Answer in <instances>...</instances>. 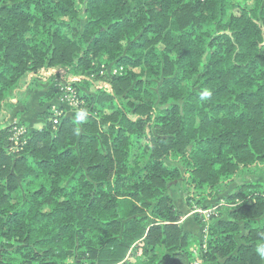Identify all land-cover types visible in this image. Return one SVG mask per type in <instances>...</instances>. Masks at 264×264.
Masks as SVG:
<instances>
[{"label": "trees", "instance_id": "trees-1", "mask_svg": "<svg viewBox=\"0 0 264 264\" xmlns=\"http://www.w3.org/2000/svg\"><path fill=\"white\" fill-rule=\"evenodd\" d=\"M50 69L81 78L82 110L55 125L44 84L16 144V93ZM259 169L264 0H0V264H264V181L223 198L206 249L173 197Z\"/></svg>", "mask_w": 264, "mask_h": 264}, {"label": "built area", "instance_id": "built-area-1", "mask_svg": "<svg viewBox=\"0 0 264 264\" xmlns=\"http://www.w3.org/2000/svg\"><path fill=\"white\" fill-rule=\"evenodd\" d=\"M121 71L122 68H115L113 70V73L119 74ZM58 72L61 73L60 77L55 76ZM54 76L55 78H53ZM39 77L48 87L53 85L58 88V92L55 95L54 100L50 103L52 117L55 125L58 124L60 118L64 115H70L82 110L84 101L80 97L78 89L76 87V84L81 79L79 76H67L65 71H56L50 69L42 73ZM52 78L54 81L51 80ZM13 131L14 133L12 136V141H14L16 144H24L29 135V133L27 132V128L24 126L16 125L14 126ZM223 205H228L227 203H225V200L206 208L195 207L193 209L192 213L199 214L202 220L205 222V227L203 229L204 236L202 238L203 249H206L207 247L210 223L214 218L220 216V209ZM193 264H202V260H196Z\"/></svg>", "mask_w": 264, "mask_h": 264}, {"label": "crops", "instance_id": "crops-1", "mask_svg": "<svg viewBox=\"0 0 264 264\" xmlns=\"http://www.w3.org/2000/svg\"><path fill=\"white\" fill-rule=\"evenodd\" d=\"M30 92L28 93L27 102L25 104H22V105H26L25 106L26 112L24 115H22L21 119L31 124H34V122L36 121H43V119L40 117V114L46 110L47 103L42 105L41 101H39L40 100L39 98H42L44 96L42 94H45L44 89L38 88ZM20 106L21 104L20 102H18L17 105L13 108L14 114H16V112L21 111L19 109L21 108ZM10 118H12L11 112L9 115V119ZM173 197L178 210L181 211V213L183 214L179 223H181V225H183L187 231L197 234L200 231V227L199 224L197 223L195 215L192 213L193 208H191L188 205L187 201H185V195L183 191L180 190L177 195L173 193Z\"/></svg>", "mask_w": 264, "mask_h": 264}, {"label": "rangeland", "instance_id": "rangeland-1", "mask_svg": "<svg viewBox=\"0 0 264 264\" xmlns=\"http://www.w3.org/2000/svg\"><path fill=\"white\" fill-rule=\"evenodd\" d=\"M37 82H31L29 83L27 86L25 85L23 87V91H18L16 94L18 96V98L20 99V104H21V108H19L21 111L19 112H16V114H14L13 110L11 111V114H12V118L9 119V122L10 123H18L20 124L21 123H24L22 124L24 127H28V128H31V129H40L44 126V121H36L34 122V124H31L29 122H26L24 120L21 119L22 115L25 114V106L26 105H22V104H25L27 102V99H28V93L30 91H33V90H36L38 88H41V89H44L45 93L47 92V87L44 85V83L42 85H37L36 84ZM31 94V92H30ZM44 95V94H42ZM41 101L42 98H39ZM18 103V102H17ZM16 103V105H17ZM45 110V109H44ZM42 110V111H44ZM72 113V112H71ZM38 118V116H37ZM251 177L252 180H256V181H264V172L263 170H260L259 169V172H257L256 174L254 175H247V174H240L239 176H237L236 180L234 183H231L228 187H225L224 189L218 191L215 195V198L211 199V200H207L205 203H204V206H202V208H206V207H209V206H212L216 203H220L221 201H223L224 197L228 196L229 193L233 192L236 187L238 185H240L242 182H244L245 180L249 179ZM180 186H174L173 187V193L175 195H177L180 191ZM185 195V194H184ZM185 201H187V196L185 195ZM193 207H197V205H193ZM200 207V206H198ZM191 215V214H190ZM195 215V214H194ZM194 217V216H193Z\"/></svg>", "mask_w": 264, "mask_h": 264}, {"label": "clouds", "instance_id": "clouds-1", "mask_svg": "<svg viewBox=\"0 0 264 264\" xmlns=\"http://www.w3.org/2000/svg\"><path fill=\"white\" fill-rule=\"evenodd\" d=\"M200 96H201L202 100L203 99H207L210 96V92L206 91V90L202 91ZM81 119H83V117L80 114H78L77 115V120H81ZM256 252L262 259H264V243H261V244L257 245Z\"/></svg>", "mask_w": 264, "mask_h": 264}]
</instances>
